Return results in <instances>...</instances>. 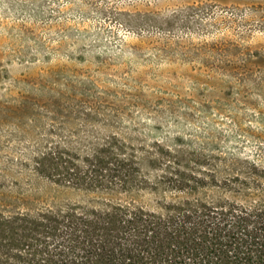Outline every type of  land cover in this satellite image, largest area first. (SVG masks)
Here are the masks:
<instances>
[{
  "label": "rangeland",
  "instance_id": "rangeland-1",
  "mask_svg": "<svg viewBox=\"0 0 264 264\" xmlns=\"http://www.w3.org/2000/svg\"><path fill=\"white\" fill-rule=\"evenodd\" d=\"M106 149L137 181L40 171ZM226 200L264 203V0H0V218Z\"/></svg>",
  "mask_w": 264,
  "mask_h": 264
},
{
  "label": "trees",
  "instance_id": "trees-1",
  "mask_svg": "<svg viewBox=\"0 0 264 264\" xmlns=\"http://www.w3.org/2000/svg\"><path fill=\"white\" fill-rule=\"evenodd\" d=\"M125 155L54 151L41 157L40 171L78 187L133 183L140 168ZM162 177L172 186L185 184ZM0 264H264V203H188L165 213L72 204L2 217Z\"/></svg>",
  "mask_w": 264,
  "mask_h": 264
}]
</instances>
